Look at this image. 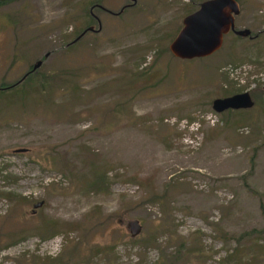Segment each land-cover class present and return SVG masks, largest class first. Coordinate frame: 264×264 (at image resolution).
<instances>
[{"label": "rangeland", "instance_id": "1", "mask_svg": "<svg viewBox=\"0 0 264 264\" xmlns=\"http://www.w3.org/2000/svg\"><path fill=\"white\" fill-rule=\"evenodd\" d=\"M202 1L0 0V264H264V34L173 57Z\"/></svg>", "mask_w": 264, "mask_h": 264}, {"label": "water", "instance_id": "2", "mask_svg": "<svg viewBox=\"0 0 264 264\" xmlns=\"http://www.w3.org/2000/svg\"><path fill=\"white\" fill-rule=\"evenodd\" d=\"M238 12L236 0H204L200 2L193 12L182 18L181 27L168 44V52L180 60L210 56L220 48L223 36L229 31H233V17ZM91 30L92 28L83 30L71 44ZM98 30L99 28L96 29V31ZM234 33L237 36L245 37L249 31L244 29ZM39 65L40 62L37 61L31 66L29 73L35 71ZM26 74L21 78V81L26 77ZM261 91L264 93V82ZM252 106L253 102L247 92L216 98L211 102V109L215 113L225 110H247ZM126 228L130 237H135L140 232L137 220L128 221Z\"/></svg>", "mask_w": 264, "mask_h": 264}, {"label": "flooded vegetation", "instance_id": "3", "mask_svg": "<svg viewBox=\"0 0 264 264\" xmlns=\"http://www.w3.org/2000/svg\"><path fill=\"white\" fill-rule=\"evenodd\" d=\"M130 1V3L128 4V5H125V6H123V7H121L120 8V10L117 12V13H115V15L114 14H112V13H110V12H107L108 14H112V15H114V16H118V15H120L121 13H122V11L126 8V7H130V6H133L134 4H135V0H129ZM93 7L94 8H97V9H99V10H102V8L101 7H97V6H95V5H93ZM92 7V8H93ZM91 8V9H92ZM238 8H239V6H238ZM91 9L89 10V14H90V16L92 17V19L97 23V29L99 28V30H100V23H99V21H98V19L94 16V15H92V13H91ZM238 14H239V12H238ZM238 14L236 15V16H234L233 17V31H229L228 33H226L225 35H228V34H232L233 36H235V37H239V38H247V39H249V40H251V39H258V38H260V36L261 35H263L264 34V27L263 28H261V29H259V30H257L256 31V33L253 35V36H251L250 35V30L249 29H246V28H242V29H240V28H236L235 27V24H234V19H235V17H237L238 16ZM91 28V27H90ZM244 29H246V30H248L249 31V34L247 35V36H245V37H240V36H237V35H235V31H238V30H244ZM99 30L98 31H96V30H91V31H88V32H90V33H98L99 32ZM84 35V34H83ZM224 35V36H225ZM223 36V37H224ZM81 38V37H80ZM79 38V39H80ZM78 39V40H79ZM77 40V41H78ZM222 41H223V38H222ZM76 42V41H75ZM74 42V43H75ZM222 44V43H221ZM221 47V46H220ZM225 111H235V110H225Z\"/></svg>", "mask_w": 264, "mask_h": 264}, {"label": "trees", "instance_id": "4", "mask_svg": "<svg viewBox=\"0 0 264 264\" xmlns=\"http://www.w3.org/2000/svg\"><path fill=\"white\" fill-rule=\"evenodd\" d=\"M194 11V10H193ZM193 11H191V12H193ZM190 12V13H191ZM70 45V44H69ZM30 71V70H29ZM29 71L27 72V74H26V77L24 78V79H28V77H30L35 71H33V72H31V73H29ZM19 83L18 82H16V83H14V84H12V85H10V86H6V85H4V84H0V92H3V91H10V90H12V89H15V87L18 85ZM263 93V92H262ZM264 94V93H263ZM96 180H99V177H97V178H95ZM90 188H93V189H98L99 188V186H98V184L97 183H94V184H92L91 186H90Z\"/></svg>", "mask_w": 264, "mask_h": 264}]
</instances>
